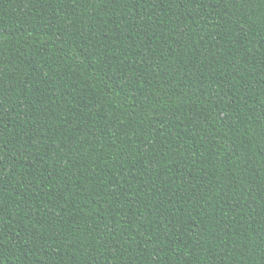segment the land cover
I'll list each match as a JSON object with an SVG mask.
<instances>
[{
	"label": "trees",
	"instance_id": "16d2710c",
	"mask_svg": "<svg viewBox=\"0 0 264 264\" xmlns=\"http://www.w3.org/2000/svg\"><path fill=\"white\" fill-rule=\"evenodd\" d=\"M0 264H264V0H0Z\"/></svg>",
	"mask_w": 264,
	"mask_h": 264
}]
</instances>
